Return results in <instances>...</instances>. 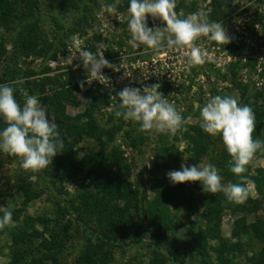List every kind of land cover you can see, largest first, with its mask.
<instances>
[{"label": "trees", "instance_id": "16d2710c", "mask_svg": "<svg viewBox=\"0 0 264 264\" xmlns=\"http://www.w3.org/2000/svg\"><path fill=\"white\" fill-rule=\"evenodd\" d=\"M120 1L116 10L128 12L130 0ZM52 2L57 12L79 14V23H73L69 28L59 27L58 36L50 42L40 31V18L34 16V10L38 8V0H0V29L4 30L0 34V64L4 63L5 70L0 78V85H11L14 88V98L21 106L24 104L22 98L24 93L38 94V100L48 109L49 119L51 116L55 117L59 138L63 141L64 148L53 158L49 174L59 182L88 181L93 189L83 191L72 201V208L78 214L80 222L86 226L95 224V229L89 233L79 257L73 264H109L111 253L106 249L107 247L125 238L133 241L131 245L138 246L148 235L149 230L155 237L165 240L172 223L173 210L177 212L195 210L193 193L188 192L184 184L170 183L167 173L180 170L182 163L200 164L204 157L214 154L215 143L212 136L201 129V122L182 126L181 131L170 138H159L157 160L153 164L149 180L150 191L154 198L149 200L148 192L135 187L128 179L132 165L126 153L121 148L113 146L116 134L123 132L126 145L137 149L146 143L149 133L140 132L138 123L125 121L122 116L115 115L114 109L110 110L113 105L118 108V101L110 99L111 95L100 94L97 88H91L86 92L89 101L85 111L71 116L67 110L69 106L75 104L74 94L80 89L79 86L65 84L58 76L44 77L40 85L35 82L36 86H32L27 80L35 76V72L31 70H26L21 77V62L25 64L24 60L34 57L55 61L60 49H66L68 43L73 41L72 36L76 33L82 35L88 33L87 27L91 18V6L88 3L96 4V0H52ZM107 2L113 4L115 0H107ZM20 4L24 5L25 11L18 9ZM197 8L198 3L195 0H176L175 11L179 16L183 10L182 18L197 12ZM209 8L211 10L206 13L209 22H219L224 27L235 16L232 0H213ZM129 20L130 17L125 23L128 32H130ZM17 21H19L18 25H16ZM253 23L260 28L258 44L264 47V12H256ZM4 35H14L11 54L7 51ZM97 45H101L100 34L94 35L88 51L95 54ZM242 45V41L235 37L232 38L231 43L224 45L223 49L237 52L241 50ZM51 72L52 69L49 67L44 69L46 74ZM15 81L22 83H13ZM237 87L241 91L243 103L250 108L254 106L253 139L264 141L262 134L264 133V83L259 88L242 83H238ZM252 100L255 101L253 105H251ZM103 110L108 111L109 122L117 119L118 124L110 128L101 126L95 114ZM193 110L192 106L182 117L187 119ZM197 116H200V113H197ZM6 126V122L0 118V131ZM125 126H130V129L125 130ZM183 128H187V131H183ZM86 138L97 141L99 149L79 158L78 146ZM178 142H185L186 149L180 150L176 145ZM255 155L264 157V149L258 150ZM16 159L17 157L8 154L10 162ZM231 159L224 147L223 151L214 158V165L222 171L228 182L238 183L239 177L230 171ZM1 167L0 161V169ZM248 170L246 169L242 175L254 181L253 187L259 196L258 199H253L251 192L243 204L229 202L222 192L204 195L200 199L204 207L203 220L207 223V228H203L200 223H192L186 252L200 259L201 264H234L244 250L242 238L248 235H252L258 242L264 244V220L257 219L250 224L247 219L248 214H256L263 208L264 167L257 168L254 175H250ZM16 191L24 197L25 206L40 196L24 177H21V182L16 185ZM75 203L77 207L74 206ZM227 211L235 218L232 228V238L236 240L235 242H227L221 236L223 215ZM59 212L66 214L62 209ZM133 214L142 220L145 227L139 225L137 231L130 236L129 232L134 228ZM37 222L38 219L28 216L23 226L0 229V236H10L13 241L12 257L8 264L27 262L26 254L31 251L40 252L41 256L31 258L29 264H63L60 255L66 250L67 241L71 238V222L62 226L57 224L52 228L48 221L41 220L46 233L37 230L35 227ZM46 235L49 238H46ZM35 239L42 241L38 247L32 245ZM214 240H221L218 246L211 245V241ZM29 243L31 248L26 253L23 252V248ZM211 253L215 255V261L212 260ZM174 256L175 264H185L183 257L178 253ZM163 262L152 260L148 264H164ZM249 264H264V248L251 257Z\"/></svg>", "mask_w": 264, "mask_h": 264}, {"label": "rangeland", "instance_id": "374dc122", "mask_svg": "<svg viewBox=\"0 0 264 264\" xmlns=\"http://www.w3.org/2000/svg\"><path fill=\"white\" fill-rule=\"evenodd\" d=\"M198 3L197 12L203 11L207 13L211 10L210 5L213 0H195ZM235 9V16L230 20L225 29L231 38L237 37L242 41L243 45L240 51L229 52L223 49V44H219L207 37H200L195 41L203 53H205V61L203 64L190 65L189 58L182 52L175 49H168L165 45L157 52L153 49L141 45L139 48H133L128 41L131 39L130 32L125 28V23L129 19L128 12H119L109 14L106 11L107 0H96V4L91 6V18L87 27V34L76 33L77 40L80 41V49L87 50L95 34L101 35V44L104 57L111 64L115 65L119 71L104 68L102 73L108 78V81H93L91 84L85 83L84 87H80L81 81L87 80L86 72L83 68L82 61L78 57L80 49L75 47V42H69L66 49H60L58 58L55 61H45L44 58H30L21 62V77L26 70L35 72V76L27 80L32 86L40 85L44 77H55L68 85L79 86V90L75 92V104L68 107V114L76 116L85 111L88 105L89 97L86 92L93 88H97L100 94H108L116 96L124 87L143 88L159 83L161 85L159 91L165 98L172 103L176 110L183 116L193 106L194 110L189 114L191 120L185 125H195L201 122V108L214 96H231L238 100L239 106L246 105L242 101L241 91L237 84L251 85L252 87H261L264 83V47L258 44V35L260 28L253 22L256 12H264V0H232ZM121 3V1L119 2ZM18 9L25 11L24 5L20 4ZM20 11V12H21ZM34 16L40 18L39 27L47 39L52 42L58 36L59 27L69 28L73 23H79V14H69L57 12L55 4L52 0H38V8L34 10ZM19 21H17V24ZM149 27H162L163 23L159 19L147 17ZM0 29V34L3 33ZM14 35H4V41L7 51L13 52L12 41ZM72 56L73 64L70 66L61 62V58ZM77 58V59H75ZM76 65H79L77 68ZM49 67L51 73H44V69ZM75 69V70H74ZM4 63L0 64V78L4 74ZM51 88V87H48ZM99 95V94H96ZM29 93L22 95L25 102ZM39 98L38 94H36ZM255 103L251 101V105ZM260 104L262 101L260 100ZM254 106H252L253 110ZM108 111L96 113L95 117L103 127L110 128L118 124L117 119L109 122ZM184 126V125H182ZM125 130H129L130 126H125ZM182 129V128H181ZM181 131V130H179ZM179 131L177 133H179ZM171 135L167 133H157L155 130L149 132V138L144 145L137 149H132L126 145L124 133L116 134L113 146L121 148L125 153L132 169L128 174L131 183L141 190L148 192L149 200L154 198L150 191L149 180L151 178V170L154 162L157 160L156 151L159 145V138ZM215 143L214 154L204 157L200 163H210L214 165V158L219 155L224 144L221 136L212 137ZM180 150H185L187 144L177 143ZM99 149V143L92 139L86 138L78 146V157L82 158L88 153L95 152ZM0 161L2 167L0 169V207L6 208L12 212L13 223L5 227L23 226L27 217L38 219L36 228L40 232L44 231V224L41 220L49 222V226L54 228L57 224L60 226L71 222L70 235L67 241L66 250L60 255L61 263L73 264L81 253V249L85 244L91 230L95 229V224L89 226L80 222L78 214L72 208V201L78 194L89 189L93 190L88 181L73 182L66 180L64 182L56 181L50 174L51 165L40 171H26L21 165V159L15 161L8 160V154L0 151ZM186 166H192L185 163ZM215 166V165H214ZM216 167V166H215ZM264 167V157L255 155L252 161L246 166L250 175H254L257 168ZM217 168V167H216ZM219 175L222 177V183H229L222 171ZM21 177L32 185V188L39 193V197L27 206L24 205V197L16 191V185L21 182ZM72 185V186H70ZM188 192L193 193L195 202V210L193 212H177L173 210L171 216V226L167 231L165 240H161L153 235L149 230L148 235L138 246H133L132 240L120 239L113 246L107 247L111 253L109 264H148L152 260H158L164 264H175V253L183 257L185 264H201L200 259L186 252V247L190 242V227L192 223H200L203 228H207V223L203 220L204 207L200 199L205 195L199 182L184 183ZM251 197L258 199L259 196L254 187L250 188ZM70 203V205H69ZM69 205V206H68ZM77 207V203L74 204ZM60 209L65 210L66 214H61ZM1 217L3 211H0ZM64 215V216H63ZM134 228L131 229L129 235L132 236L139 225H143L140 218L136 214L132 216ZM248 222L254 223L257 219L264 220V204L263 208L256 214L247 215ZM235 218L230 212L223 215L222 238L227 242H235L232 238V228ZM145 227V225H143ZM46 238H49L47 235ZM221 240L211 241V245L218 246ZM244 250L235 260L234 264H249L251 257L260 252L264 248V244L258 242L252 235L242 238ZM34 247L41 244V239L33 240ZM13 241L10 236H0V264H8L11 261ZM162 247V248H161ZM31 248V243L23 248L25 253ZM33 249V248H32ZM40 252H29L26 254L29 264L31 258H39ZM211 258L215 261V255L211 253Z\"/></svg>", "mask_w": 264, "mask_h": 264}, {"label": "clouds", "instance_id": "9594fccd", "mask_svg": "<svg viewBox=\"0 0 264 264\" xmlns=\"http://www.w3.org/2000/svg\"><path fill=\"white\" fill-rule=\"evenodd\" d=\"M119 2L120 0H115V3L107 5L106 11L109 14L115 13ZM175 8L176 0H130L128 29L131 39L128 43L134 49L145 45L157 52L166 45L168 49H175L187 56L190 65L203 64L205 61L206 54L195 44L200 37H207L223 45L231 43L232 38L223 24L209 22L203 11L182 18L183 10L178 16ZM149 16L159 19L165 26L149 27L146 22ZM71 39L75 42V47L80 49L81 42L77 37L72 36ZM101 48L102 44L97 45L95 54L79 50L77 58L82 61L87 75V80L80 82L81 88L85 83L108 81L102 73L104 68L119 71L105 59ZM73 60L72 56L61 58L62 63L70 66ZM160 87L159 83L143 86L142 89L126 86L110 98L119 102L118 108L113 105L110 110L114 109L115 115L122 116L125 121L138 123L140 132L155 130L157 133L174 136L191 117L184 119L159 91ZM48 113L47 107L40 103L37 96H27L21 106L14 98L13 87L9 84L0 85V118L7 124L0 131V151L20 158V166L26 171L35 172L47 168L64 148L55 117L51 116L49 119ZM200 119V127L205 133L212 137H222L232 158L229 161L230 171L239 177L240 182L223 184L219 170L210 163L193 164L190 167L182 163L180 170L167 173V179L173 185L199 182L203 192H222L229 202L243 204L250 195L254 181L242 174L246 172V166L257 151L264 149V141L253 139L255 116L252 109L247 105L239 106L234 97L217 95L201 108ZM183 131H187V128H183ZM0 211H3L0 229H4L13 223L12 212L3 207H0Z\"/></svg>", "mask_w": 264, "mask_h": 264}]
</instances>
